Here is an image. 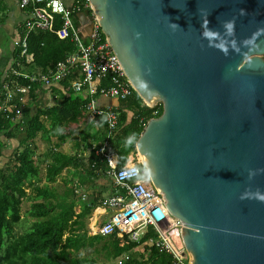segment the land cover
Instances as JSON below:
<instances>
[{"label":"water","instance_id":"1","mask_svg":"<svg viewBox=\"0 0 264 264\" xmlns=\"http://www.w3.org/2000/svg\"><path fill=\"white\" fill-rule=\"evenodd\" d=\"M87 1L82 36L93 17L142 104L161 106L134 152L189 264H264V0Z\"/></svg>","mask_w":264,"mask_h":264},{"label":"trees","instance_id":"2","mask_svg":"<svg viewBox=\"0 0 264 264\" xmlns=\"http://www.w3.org/2000/svg\"><path fill=\"white\" fill-rule=\"evenodd\" d=\"M73 23L76 24L75 17ZM58 27L56 18L53 28ZM22 37L21 30L19 39ZM25 44L26 55L31 57V62L25 64L20 60L16 49L11 68L17 69L15 64L19 63L21 67L40 71L51 69L73 51V44L68 40L60 41L52 33L37 30L26 36ZM73 76L75 78V74ZM18 82L27 84L21 80ZM67 85L68 80L60 83L63 88ZM108 85V76L99 80L95 98H98V91ZM39 89L38 84H31L30 96L33 98ZM18 97L14 96V104H17ZM88 100L84 91L79 94L67 91L60 94L56 106L36 109L22 123L13 121L12 115L0 113V138L6 143L10 140L16 142L5 166L0 167V264H112L123 253L129 256L124 264H173L170 255L144 244L148 238L154 237L150 228L145 237L135 243L120 244L115 235H88L86 219L99 207L103 193H112L111 182L105 176L108 169L106 161L95 153L96 150L106 143V152L115 156V169H120L128 155L134 153V143L145 123L161 113L160 105L145 107L133 91L127 99L116 100L118 117L114 134L107 138L103 117H96L93 133H89L92 123L78 133L79 139L74 147L83 142V149L88 152L85 159L78 160L75 155H66L55 149L65 138L73 136V131L64 134L65 130L86 114ZM37 136L40 140L50 136L56 141L45 152L43 184L40 183L35 157ZM4 147L0 141V161L5 156ZM63 170H67L69 179L63 181V189L59 192L49 185ZM74 189L84 191V201L78 199ZM23 201L29 203L24 215L30 223L24 232L17 234L14 227L22 220L20 205ZM75 207H78L77 212ZM98 257L103 261L99 262Z\"/></svg>","mask_w":264,"mask_h":264},{"label":"built area","instance_id":"3","mask_svg":"<svg viewBox=\"0 0 264 264\" xmlns=\"http://www.w3.org/2000/svg\"><path fill=\"white\" fill-rule=\"evenodd\" d=\"M16 5L24 14L23 37L13 42L20 60L25 64L31 62V57L26 55L25 38L34 30L52 33L60 41L68 40L73 44V51L57 61L51 69L43 71L22 72L19 63L15 64L17 69L10 66L0 82V113L12 115L13 121H17L21 115L20 97L29 92L31 84L48 88L68 80V85L63 89L73 94L84 91L89 99L85 107L86 117L96 123V117L102 116L106 137H112L117 125V112L114 108L96 106V84L108 76L109 85L101 88L97 95L118 101L127 99L133 90L105 38H101L96 20L92 17L90 32L84 37L80 33V27L73 23L76 13L87 11L91 15L88 1L16 0ZM56 18L59 27L54 29ZM72 76L73 79L69 80ZM19 80L27 84L22 85ZM16 95L19 99L14 104L13 98ZM106 150V143H103L95 153L103 156L106 161L108 169L105 176L111 182L112 193L105 195L99 207L93 210L100 212L94 214L93 222L87 230L88 235H115L120 244L135 243L145 237L150 228L154 237L148 238L145 245L170 255L173 264H189L181 231L149 184L135 152L116 170L115 156ZM132 169L136 171L133 172ZM74 194L80 201L86 198L79 189H74ZM128 257V254L123 253L112 264H124Z\"/></svg>","mask_w":264,"mask_h":264},{"label":"crops","instance_id":"4","mask_svg":"<svg viewBox=\"0 0 264 264\" xmlns=\"http://www.w3.org/2000/svg\"><path fill=\"white\" fill-rule=\"evenodd\" d=\"M23 20L24 14L17 8L16 0H0V82L12 63V55L16 50L13 45V42L19 39V34L22 30ZM38 70L39 69H31V67H22L20 69V71L22 72H32ZM39 87L40 89L34 92L33 98L30 96V92L20 97L21 115L17 119L19 122H24L26 120V117L34 114L36 109H49L51 107L56 106L60 98V94H65L67 92L60 85H54L48 88L42 86ZM115 105L116 100L114 99L104 97L96 98V106L98 107H109L115 109ZM89 123H92V129L89 132L91 134L94 131L93 128L96 127V123L91 122L86 117V114L83 117L79 118L76 123L68 125L64 134H66L67 131L70 133H72L73 131V137L65 138L61 143L58 144V147L55 150L66 155H75L78 160L85 159L88 152L83 149L85 146L84 143L80 142L78 147L76 148L74 146L76 145L75 142H78L79 139L78 133L81 132L84 128H87L89 126ZM45 140H54L52 146L56 143L55 139L50 136ZM68 141L71 143L69 147L67 145ZM7 145H10L11 148L10 150H4L3 153L9 152L10 154L11 150L16 147V142L10 140ZM45 152H42L39 157H37L35 153L36 160H40L44 163L43 169L46 165ZM62 173H65V176L62 179L63 181L69 179V173L67 172V170H63ZM97 183H99V181ZM80 191L84 193L83 190ZM102 219H104V217H102Z\"/></svg>","mask_w":264,"mask_h":264},{"label":"rangeland","instance_id":"5","mask_svg":"<svg viewBox=\"0 0 264 264\" xmlns=\"http://www.w3.org/2000/svg\"><path fill=\"white\" fill-rule=\"evenodd\" d=\"M73 137V136H72ZM2 144L5 146L4 149L6 150H10L11 146L7 145L8 143L5 142V140L3 138H0ZM36 143V156L39 157L40 154L42 152H45L48 148H50L52 146V144L54 143V140L52 141H46V140H40L39 137L37 136L34 144ZM68 147L71 145V143L68 141L67 142ZM87 152V151H86ZM4 157L1 158L0 161V167H4L5 163L7 161V159L9 158V152L4 153ZM130 156V154L128 155ZM82 160V159H81ZM38 162L39 165V179H40V183L43 184V174H44V169H43V162L40 160H36V163ZM65 173H62L60 176H58L55 180V182L53 184H50L49 186L54 187L57 191L60 192V190L63 189V183H62V179L64 178ZM105 179V178H104ZM99 183L104 184L103 181H99ZM109 193H103V197L105 195H108ZM28 202L23 201L20 205V217L22 218L21 222H19L17 225H15L14 227V232H16L17 234L24 232L27 228L26 226H28V224L30 223V220L26 218V216L24 215L25 211L28 209ZM75 211H77V207L74 208ZM93 218H94V211H92L90 213V215L88 216V218L86 219V229L88 230L89 225H91V223L93 222ZM85 255V254H84ZM99 262L103 261L101 257L97 258Z\"/></svg>","mask_w":264,"mask_h":264},{"label":"clouds","instance_id":"6","mask_svg":"<svg viewBox=\"0 0 264 264\" xmlns=\"http://www.w3.org/2000/svg\"><path fill=\"white\" fill-rule=\"evenodd\" d=\"M224 26L230 31L232 29V23L231 22H225ZM211 34V31L205 32L204 35L208 36ZM137 37H139V34H137ZM141 87H144L143 83H141ZM130 143V141H128ZM132 171H136L135 169H132ZM121 175H124V173H121ZM264 199V198H262Z\"/></svg>","mask_w":264,"mask_h":264},{"label":"bare ground","instance_id":"7","mask_svg":"<svg viewBox=\"0 0 264 264\" xmlns=\"http://www.w3.org/2000/svg\"><path fill=\"white\" fill-rule=\"evenodd\" d=\"M139 161H142L140 157H138ZM100 211H95L94 214L99 213ZM92 224V223H91ZM110 236V235H109Z\"/></svg>","mask_w":264,"mask_h":264}]
</instances>
